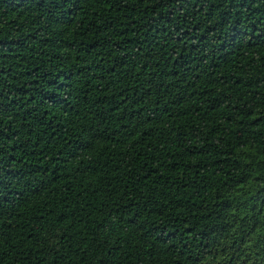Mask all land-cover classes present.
Returning a JSON list of instances; mask_svg holds the SVG:
<instances>
[{
    "label": "trees",
    "instance_id": "1",
    "mask_svg": "<svg viewBox=\"0 0 264 264\" xmlns=\"http://www.w3.org/2000/svg\"><path fill=\"white\" fill-rule=\"evenodd\" d=\"M0 264H264V0H0Z\"/></svg>",
    "mask_w": 264,
    "mask_h": 264
}]
</instances>
